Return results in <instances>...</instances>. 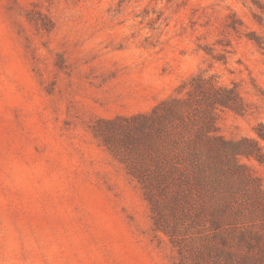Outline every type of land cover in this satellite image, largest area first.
<instances>
[{
	"label": "rangeland",
	"instance_id": "1",
	"mask_svg": "<svg viewBox=\"0 0 264 264\" xmlns=\"http://www.w3.org/2000/svg\"><path fill=\"white\" fill-rule=\"evenodd\" d=\"M197 74L243 100L214 124L259 142L263 162L226 155L223 177L264 239V0H0V264H177L93 126L186 96Z\"/></svg>",
	"mask_w": 264,
	"mask_h": 264
},
{
	"label": "trees",
	"instance_id": "2",
	"mask_svg": "<svg viewBox=\"0 0 264 264\" xmlns=\"http://www.w3.org/2000/svg\"><path fill=\"white\" fill-rule=\"evenodd\" d=\"M174 96L151 111L131 117L101 119L93 126L96 139L123 164L152 204L155 230L179 249L177 264H264V239L254 231V216L231 198L224 179L226 155L262 161L258 140L227 141L214 124L216 109L244 114L243 100L233 88L209 85L197 74ZM264 140V124L255 129ZM249 183L252 176L242 173ZM219 191L205 204V186ZM223 192V194H221ZM212 218L205 241V205Z\"/></svg>",
	"mask_w": 264,
	"mask_h": 264
}]
</instances>
